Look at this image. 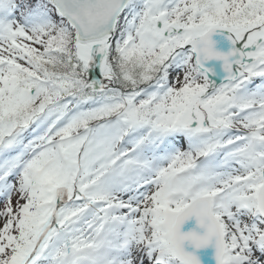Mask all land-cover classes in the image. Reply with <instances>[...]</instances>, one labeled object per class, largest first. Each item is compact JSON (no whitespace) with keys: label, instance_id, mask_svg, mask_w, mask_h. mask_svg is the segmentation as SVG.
Instances as JSON below:
<instances>
[{"label":"snow or ice","instance_id":"6c2138e0","mask_svg":"<svg viewBox=\"0 0 264 264\" xmlns=\"http://www.w3.org/2000/svg\"><path fill=\"white\" fill-rule=\"evenodd\" d=\"M209 247L264 264V0H0V264Z\"/></svg>","mask_w":264,"mask_h":264},{"label":"water","instance_id":"95a60500","mask_svg":"<svg viewBox=\"0 0 264 264\" xmlns=\"http://www.w3.org/2000/svg\"><path fill=\"white\" fill-rule=\"evenodd\" d=\"M228 35L229 34L227 33L226 30H217L216 33L213 34L212 39L215 42V47L217 48V50L225 51V52L228 51L230 47V42L227 39ZM206 67L213 69V71L216 73L215 76H213L212 73H209L210 79L216 80L217 82H219L220 79H222L223 72L221 68V62L212 60L207 62ZM192 230L202 231V229L198 228L194 218L186 221L181 227L182 232H188ZM186 249L189 251L193 250L192 247L187 244H186ZM195 251L196 254L200 257L202 264H214L213 248L209 247L207 249H199Z\"/></svg>","mask_w":264,"mask_h":264}]
</instances>
